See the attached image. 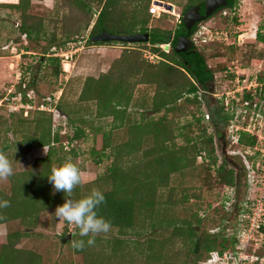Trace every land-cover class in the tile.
Instances as JSON below:
<instances>
[{
  "label": "trees",
  "instance_id": "trees-1",
  "mask_svg": "<svg viewBox=\"0 0 264 264\" xmlns=\"http://www.w3.org/2000/svg\"><path fill=\"white\" fill-rule=\"evenodd\" d=\"M32 1H0V5L20 12L19 30L23 37L47 42L49 47L40 58L39 78L52 84L57 83L63 73L62 59L54 54L45 55L46 50L65 48L67 42L80 36L93 21L89 44L118 42L91 39L103 30L126 35L149 32L150 39L133 43L138 44L136 47H125L106 72L97 77L87 76L74 105L63 100L62 92L56 104L50 99L41 103L49 109L38 106L27 115L23 108L11 112V127L7 128L6 119L0 115V154L11 160L14 152L19 158L23 145L47 147L46 155L38 159L40 169L15 171L9 177V189H0V202H8L6 207H0V224L19 220L26 228L8 234L6 242L0 243V264H44L39 252L18 248L17 244L23 237L33 234L29 228L37 227L42 213L65 202L64 193L55 191L47 176L55 165L59 167L69 160L75 163L79 153L72 142L83 138L86 126H90L94 135L104 131L102 149L97 151L92 147L91 154L104 155L111 162L107 171L94 180H81L66 198L77 200L92 190L101 191L105 199L97 208V214L110 223V228L116 229V234L90 233L81 237L76 228L72 233L73 242L83 240L84 245L73 248L76 254L82 255V264H200L211 257V252L222 255L235 249L233 234L230 238L224 235L220 238L200 233L202 216L198 208L187 203L190 195L200 197L199 192L174 184L177 179L183 182L189 176L198 182L199 190L234 186L236 192L241 189L247 194L248 182L240 184L235 166L225 156L220 161L217 139L222 135L221 125L226 127L244 111L250 114L251 107H240L244 101L232 111L223 104L211 106L201 92L207 88L205 81L215 72L203 50L219 57L233 52L235 45L215 40L204 42L202 50L196 45L189 55L175 50L178 37L188 34L182 19L184 11L192 5L203 8L205 0H187L176 28L149 26L152 18L149 7L153 0H55L53 17L31 14ZM227 1L224 8L233 10L238 6V0ZM95 3L101 7L94 12ZM162 15L169 16L162 13L159 18ZM196 29L194 25L188 36L192 37ZM173 33L175 36L168 51L156 46L169 43ZM260 38L264 41V37ZM146 49L160 57L156 63L145 58ZM33 83L35 81L31 80L28 85ZM139 85L144 87L139 89ZM257 94L259 101L264 102V92L260 88L254 95L244 91L243 99L255 101ZM203 105L208 108L206 115L217 129L216 135L202 125ZM53 109L71 123L79 121L82 124L68 140L71 147L64 146L61 128H55ZM154 114L159 116L154 117ZM186 115H191L192 120L180 125L179 117ZM9 131L16 138L13 142L8 137ZM178 138L183 142L178 143ZM257 141V135L241 131L236 144L248 149ZM174 175L177 179L173 181ZM88 239H94V243L89 245Z\"/></svg>",
  "mask_w": 264,
  "mask_h": 264
},
{
  "label": "rangeland",
  "instance_id": "rangeland-1",
  "mask_svg": "<svg viewBox=\"0 0 264 264\" xmlns=\"http://www.w3.org/2000/svg\"><path fill=\"white\" fill-rule=\"evenodd\" d=\"M0 1L10 3L15 0ZM56 1L33 0L29 12L34 15L53 17L52 12ZM59 1L63 2L62 0ZM163 1L174 4L175 10L168 11L167 9L163 13H167L169 16L162 15L159 18L157 13L153 14L151 12L150 5L149 11L152 13V18L149 26L176 28L177 14H181L187 0ZM100 7L97 3L93 4V11H97ZM226 11H228V16H224V14L219 12L202 22L203 25L219 30L220 33L222 31L229 33L228 40H221V42L235 45L233 52L228 51L219 57L211 56V52L203 50L209 66L214 69L216 74L214 99L217 102L213 104L217 106L223 104L225 107H227V102L229 103L233 99L238 97L242 99L243 87L247 86L252 91L260 88L264 92V41L260 38L264 37V0H238V6L235 9L231 11L226 9ZM59 15L61 16L62 12ZM234 17L237 19L234 20ZM20 22L19 11L0 5V115L6 119L7 128L12 126L9 115L11 112L23 108L24 115H26V112L36 110L38 106H41V103L49 101V99L56 104L62 92L64 93L63 100L74 105L78 100L82 83L87 76H99L100 73H103V70L107 71L109 69L114 60L113 58L119 52L121 53L125 47L138 46V44L121 42L104 44L103 46L89 44L88 37L94 23L93 21L87 30L81 32V35L77 36L75 40L67 42L66 47L62 49L63 51H69V58H64L65 62H69V64L65 68L61 60L63 73L60 75L58 82L52 84L39 78V69L42 65L40 58L44 54V49L48 46L47 42L44 40L30 41L23 37L19 30ZM59 37L61 38L60 34ZM203 43L201 39L196 43L200 50H202ZM62 50L48 48L45 55H55V51L60 52ZM149 52L148 49L145 50V58L146 55H149ZM157 56L150 61L156 63L160 58L159 56L157 58ZM31 80H34L35 83L29 86L28 82ZM22 81L23 83L20 85ZM142 87L144 86H138L139 89ZM138 91L137 95L140 94V90ZM11 95L15 97L14 99L12 98L13 100ZM256 98L260 99L259 94L256 95ZM28 101L32 102L29 103ZM209 104L213 106V104ZM262 104L264 105V103ZM228 110H230V104ZM53 111L55 128H61L60 133L64 146L71 147L68 140L74 137L77 128L81 127L79 126L81 123L79 121L71 123L62 113L56 109H53ZM202 112L205 114L202 125L208 128L209 133L216 135L217 129L215 130L209 118L206 117L207 112H209L206 105H203ZM162 114L161 112L160 115ZM153 116L158 117L159 114H154ZM191 120V115L179 117L180 125H185ZM242 121H244L245 127L251 123L252 126L247 129L249 132L257 133L258 131H255L257 129L264 133V118H259V121H255L251 120L250 114H246V118L242 119ZM228 125H230V122L226 127ZM226 127L221 125V133L224 134L227 131ZM232 128L234 132L235 128ZM195 130L198 133L196 127ZM10 131L8 137L13 142L16 138L13 137ZM103 133L104 131H101L94 135L90 126H86L83 138L72 142L79 153L75 158V163L80 170L83 182L94 180L98 175L107 171V165L111 162V159L104 155L99 157L98 154H91L92 147L97 151L102 149ZM228 133L226 132V135H223L221 139L217 137L219 141V159L221 161L222 157L225 156L235 166L239 172L241 185L248 182L246 195L245 191L241 189L239 193L236 192V187L234 186H227L224 189L204 187L199 190L198 182L190 179L189 176H186L183 182H180L176 175L173 176V181L177 179L174 182L175 185L178 187H192V192H199L200 194V197L190 195L187 202L195 209L198 208V212L202 216L203 221L199 226L200 233L219 235L218 237L221 236L220 238H222V235L230 238V235L234 234L238 213L244 201L243 198H246L248 193L251 196H256L261 188L264 187V170L261 168L259 158L249 154L247 148L232 143ZM177 141L178 143L183 142L182 138H178ZM20 149L22 154L19 158L16 155L17 152H14L13 156H11L14 172L23 169H40L41 165L38 159L46 155L47 147L28 148L23 145ZM97 158H100L99 162L96 161ZM198 161H201V159L199 158ZM55 168H57V165H55ZM9 187L10 178H0V189L8 190ZM236 194L239 195L238 198ZM25 230L24 224L19 220L0 224V243L6 242L8 234ZM29 230L33 231V234L23 237L17 244L18 248H28L39 252L43 257L44 264H82V255L76 254L74 251L73 238L66 240L64 243L62 242L63 237L69 233L68 230L70 233H75L76 227L62 219L58 220L55 217V209L42 213L37 227L29 228ZM65 232L68 233L63 236ZM99 234L114 235L116 234V229L110 228L107 233ZM252 247L250 251L255 250L260 257H264V240H258L257 246L252 244ZM190 264L194 263L190 262ZM200 264H209V262L205 260L200 262ZM249 264H264V259Z\"/></svg>",
  "mask_w": 264,
  "mask_h": 264
},
{
  "label": "built area",
  "instance_id": "built-area-1",
  "mask_svg": "<svg viewBox=\"0 0 264 264\" xmlns=\"http://www.w3.org/2000/svg\"><path fill=\"white\" fill-rule=\"evenodd\" d=\"M161 7L163 9H159ZM150 9L153 14L157 13L158 16H160L163 12L167 10L164 6H160L157 3H155L154 0L151 2ZM226 9H229L230 11L232 10L230 8L222 9L221 13L224 14V16L228 14V11H226ZM179 18H180V14H177L178 21ZM192 36H193L192 40L195 43H198L200 39L203 42L215 41V40L216 41L228 40L229 33L223 31L220 33L219 30H215L212 27L209 28L201 23L200 25L197 26V29L195 30ZM160 46L162 47L163 44H161ZM53 49L56 48L54 47ZM55 55L61 57L63 62V67L65 66L66 68V63L68 62H65L64 58L66 59L69 58V51H63V50L60 52L56 51ZM156 56L157 55L149 52V55H146V58L152 60ZM243 89L244 91L251 92L252 95H254V93L256 94V91H252V89L248 88L247 86L243 87ZM12 98L14 99L15 97H12L11 95V99ZM262 103L257 98L255 99V101H252V100H244L243 97L242 99L238 97L237 99H233L229 103L227 102L226 108L228 109L229 104L231 111L235 109L239 104H241L239 105L240 107L250 106L251 120L253 119L255 121H259V118H264V105ZM38 108L49 109L48 106L43 104H41V106H39ZM27 114L28 112H26V115ZM246 114L247 113L245 111L242 112L241 116L232 119L230 121V125H228V127L226 128L227 130L226 132H229L228 133L229 139L234 144L237 143L240 132L241 131L249 132V130L247 129H249L252 126L250 123V125L245 127V123L244 121H242V119L246 118ZM206 117L209 118V115H206ZM232 127L235 128L234 132L232 131L233 129ZM253 128H254V124H253ZM255 131L258 132L257 133L250 132V133L257 135L258 141L254 147L248 148L247 151L249 152V154L257 156L259 158L261 162V168H263L264 170V133L257 129ZM238 214L239 215L237 217L235 224V232L233 234L235 235V239H236L235 249H229L222 255H220V253H218L217 251L211 252V257L207 260L209 264H247V263H254L255 261L260 259H264V257L263 256L260 257L255 250L250 251L252 244L257 246L258 240H262V241L264 240V230L262 229V227L264 226V187L261 188V190L256 194V196H251V194L248 193V195L241 204V208Z\"/></svg>",
  "mask_w": 264,
  "mask_h": 264
},
{
  "label": "clouds",
  "instance_id": "clouds-1",
  "mask_svg": "<svg viewBox=\"0 0 264 264\" xmlns=\"http://www.w3.org/2000/svg\"><path fill=\"white\" fill-rule=\"evenodd\" d=\"M192 42L194 43L193 40ZM13 174L12 161L6 155L0 154V178H7ZM47 178L54 190L62 191L65 196V202L55 209V217L58 220L62 219L68 224L74 225L81 237H87L90 233L95 235L109 231L110 223L97 214V208L105 199L101 191L92 190L88 195L77 200L66 198L70 197L74 187L81 183L80 170L74 162L69 160L61 166L53 168ZM7 204V201L0 202V207H6ZM87 243L93 244L94 239H88ZM83 245V240L73 242L75 248H81Z\"/></svg>",
  "mask_w": 264,
  "mask_h": 264
},
{
  "label": "water",
  "instance_id": "water-1",
  "mask_svg": "<svg viewBox=\"0 0 264 264\" xmlns=\"http://www.w3.org/2000/svg\"><path fill=\"white\" fill-rule=\"evenodd\" d=\"M160 6H164L169 11H174L175 5L169 2H164L162 0H154ZM228 5L227 0H205V14H200V6H191L186 9L183 13L182 19L183 23L188 30V34L191 32L194 24L200 20H206L210 18L216 10L219 8L226 7ZM187 35H180L177 39V43L175 46V50L177 52L187 51L194 46V43ZM91 39L95 42H110V41H118V42H126V43H144L148 42L150 39V33H135V34H116L109 32L107 30H103L101 33L94 35ZM161 44L157 43L156 46H160ZM163 49L165 51L170 49V44L165 43L163 45ZM72 238V233H68L65 237H63L62 242L64 243L66 240Z\"/></svg>",
  "mask_w": 264,
  "mask_h": 264
},
{
  "label": "flooded vegetation",
  "instance_id": "flooded-vegetation-1",
  "mask_svg": "<svg viewBox=\"0 0 264 264\" xmlns=\"http://www.w3.org/2000/svg\"><path fill=\"white\" fill-rule=\"evenodd\" d=\"M192 6H200V5H192ZM191 7V6H190ZM189 8V7H188ZM187 8V9H188ZM224 8V7H223ZM175 10V9H174ZM183 11V10H182ZM222 11V8H219L218 10H216L215 12H214V14L212 15V16H214L215 14H217V13H219V12H221ZM200 14H202V15H204L205 14V1H204V7L203 8H201V6H200ZM211 16V17H212ZM209 19V18H208ZM203 21H205V20H200V21H198V22H196L194 25H200V23H202ZM175 36V34L173 33L172 35H171V38H170V42H169V44H171V40L173 39V37ZM191 38V37H190ZM192 39V38H191ZM195 46H196V44H195V42H194V46L191 48V49H189V50H187V51H182V52H184V53H186L187 55H189L190 53H192V52H194L195 51ZM171 47V46H170ZM215 77H216V74H215V72H213L212 74H211V79H209V80H206L205 82V84L207 85V88L206 89H203V90H201V92H202V95L205 97V99L209 102V103H211V104H213V103H216L217 102V100H215L214 99V94H215V90H216V85H215ZM214 105V104H213ZM224 127V126H223ZM227 128V127H226ZM222 135L221 136H219L220 137V139L222 138V136L224 135H226V131L224 132V134L223 133H221Z\"/></svg>",
  "mask_w": 264,
  "mask_h": 264
},
{
  "label": "crops",
  "instance_id": "crops-1",
  "mask_svg": "<svg viewBox=\"0 0 264 264\" xmlns=\"http://www.w3.org/2000/svg\"><path fill=\"white\" fill-rule=\"evenodd\" d=\"M16 1V0H15ZM15 1H13V2H15ZM103 46V45H102ZM103 49V48H102ZM120 52H119V54L117 55V56H115L113 59H115V58H117V57H119L120 56ZM69 64V62L68 63H66V65H68ZM102 72H106V70H103Z\"/></svg>",
  "mask_w": 264,
  "mask_h": 264
}]
</instances>
